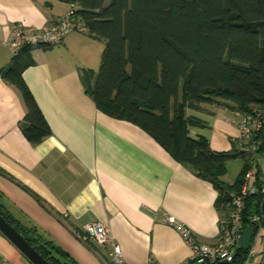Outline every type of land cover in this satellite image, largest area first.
Returning <instances> with one entry per match:
<instances>
[{
  "label": "crops",
  "instance_id": "obj_1",
  "mask_svg": "<svg viewBox=\"0 0 264 264\" xmlns=\"http://www.w3.org/2000/svg\"><path fill=\"white\" fill-rule=\"evenodd\" d=\"M69 8L61 0H0V169L7 173L0 172L2 201L81 264H105L93 241L80 237L83 226L92 222L110 229L126 264H199L180 229L164 218L183 224L197 241L215 244L226 217L216 207L218 191L144 129L97 108L86 93L83 73L92 71L95 80L103 40L72 31L59 45L32 48L34 63L23 78L52 134L38 144L24 135L22 93L2 74L13 58L7 36L17 23L46 28ZM204 107L195 113L207 126L191 129V135L206 136L215 151L234 149L233 141L239 147V112ZM233 161L241 162V171L244 160ZM228 175L227 166L226 183L239 176L227 180ZM253 247L255 254L246 264H263L264 237ZM0 256L12 264H32L2 236Z\"/></svg>",
  "mask_w": 264,
  "mask_h": 264
},
{
  "label": "trees",
  "instance_id": "obj_2",
  "mask_svg": "<svg viewBox=\"0 0 264 264\" xmlns=\"http://www.w3.org/2000/svg\"><path fill=\"white\" fill-rule=\"evenodd\" d=\"M61 1L75 8L87 25L86 33L105 42L95 80L92 71L83 73L86 93L97 108L138 125L176 161L211 182L218 191L216 207L227 214L229 195L240 189L250 167L239 152L241 142L237 147L233 141L230 151H215L206 136L194 137L191 129L207 126L195 113L205 111V105L217 103L241 114L258 107L263 125L250 142L264 150V0ZM32 48L23 46L2 74L22 93L27 112L20 127L32 144H38L52 131L23 78L34 63ZM236 158L245 164L236 181L228 184L223 180L227 162ZM260 174L258 168L257 191L246 199L244 212L245 227H254V238L259 226L250 218L256 213L264 237ZM0 213L50 264H81L36 225L16 217L1 194ZM92 244L109 260L107 249ZM249 251L239 247L234 260L222 264H246Z\"/></svg>",
  "mask_w": 264,
  "mask_h": 264
},
{
  "label": "built area",
  "instance_id": "obj_3",
  "mask_svg": "<svg viewBox=\"0 0 264 264\" xmlns=\"http://www.w3.org/2000/svg\"><path fill=\"white\" fill-rule=\"evenodd\" d=\"M72 31H88L86 23L78 17L74 7H70L56 23L43 29H32L23 23H17L11 28L6 44L12 54L16 55L25 45L31 47L59 45ZM238 115L239 140L241 142L239 152L244 155L251 168L249 167L246 171L240 189L232 191L229 195L230 200L225 205L228 212L220 225L219 240L212 245L201 243L183 224L172 217L164 218V222L171 223L180 229L192 248V260L199 264H222L234 260L236 250L239 248V241L246 229L244 224L246 199L257 191L255 172L258 168H261L260 181L264 192V150L260 151L256 143L250 142L262 128L263 115L257 109H254L252 113H239ZM250 220L259 226V231L254 238L256 241L263 236L261 217L256 213L251 215ZM82 231L80 237L89 238L98 247L109 251V260L105 259V264H126L121 246L113 241L111 231L106 225L102 222L87 223L83 226ZM253 243L246 263L255 254ZM0 264L12 263L7 258L0 256Z\"/></svg>",
  "mask_w": 264,
  "mask_h": 264
},
{
  "label": "water",
  "instance_id": "obj_4",
  "mask_svg": "<svg viewBox=\"0 0 264 264\" xmlns=\"http://www.w3.org/2000/svg\"><path fill=\"white\" fill-rule=\"evenodd\" d=\"M0 232L32 263V264H50L44 256L0 213ZM255 235V229L248 226L242 234L239 241V247L243 250H249L252 246V240Z\"/></svg>",
  "mask_w": 264,
  "mask_h": 264
},
{
  "label": "rangeland",
  "instance_id": "obj_5",
  "mask_svg": "<svg viewBox=\"0 0 264 264\" xmlns=\"http://www.w3.org/2000/svg\"><path fill=\"white\" fill-rule=\"evenodd\" d=\"M207 106H210V105H207ZM219 105L217 103L215 104H212L211 107H218ZM258 108V107H255V109ZM229 162V161H228ZM228 166V176H227V180H231V179H236V177L238 176L239 174V171L241 169V162H229L227 164ZM246 173V172H245ZM244 173V175H245ZM244 177V176H243ZM0 236L4 237L5 239H7L1 232H0ZM8 240V239H7ZM9 241V240H8ZM6 258V257H5ZM10 261V260H9Z\"/></svg>",
  "mask_w": 264,
  "mask_h": 264
}]
</instances>
